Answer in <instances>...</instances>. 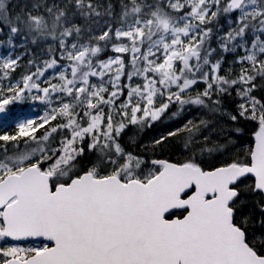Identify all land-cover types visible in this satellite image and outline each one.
I'll list each match as a JSON object with an SVG mask.
<instances>
[{"label": "snow or ice", "instance_id": "1", "mask_svg": "<svg viewBox=\"0 0 264 264\" xmlns=\"http://www.w3.org/2000/svg\"><path fill=\"white\" fill-rule=\"evenodd\" d=\"M9 3L0 0V264H264V97L254 94L264 90V0ZM42 42L27 64V48L13 53ZM237 53L238 75L222 74ZM233 92L235 115L222 99ZM28 102L42 111L12 115ZM193 109L205 114L139 153L122 143L130 126L142 133ZM216 116L255 122L243 156ZM175 137L183 159L145 158Z\"/></svg>", "mask_w": 264, "mask_h": 264}, {"label": "trees", "instance_id": "2", "mask_svg": "<svg viewBox=\"0 0 264 264\" xmlns=\"http://www.w3.org/2000/svg\"><path fill=\"white\" fill-rule=\"evenodd\" d=\"M102 3H106L107 0H101ZM23 3H25V0H10L9 3V8L10 9H15L16 12L20 11V5H22ZM30 3V0H29ZM113 3H115L117 5V11L119 10V6H118V0H113ZM221 24H225L224 20H221ZM6 35H7V29H5V34L4 35H0V41H3L6 39ZM51 42V41H49ZM16 43L20 44V37H16ZM45 44L42 42L38 45H31L28 44L25 47H18L15 48L13 50L14 55L15 54H20V53H25L26 52V48L28 49V51L26 52L25 55H23V58L21 60V64H27V61L29 60L30 56L32 55V53H38L37 51L43 47ZM213 47H216L215 43H213ZM3 51L6 53L7 51H9V49L4 48ZM110 54V53H109ZM229 55H225L224 56V60H226L225 64H223V72L222 74H226L228 72L229 69H231L232 75H238L239 71H240V67L241 65L239 64H234L232 63L231 66V61L228 59ZM23 68H18L17 69V73H15L14 75L18 76L21 72H23ZM259 83V82H258ZM255 95H257L258 97H264V90H260L257 91L256 93H254ZM223 99V104H224V108L227 109L228 112L232 113V114H237L236 112V105L239 102L238 99L235 96V92L232 93V96H225L222 98ZM34 107V108H33ZM175 107H173V109L170 110L169 115H171L172 111H175ZM42 111V105H40L38 102L33 103V102H28V103H24V104H16L11 106V112L12 115H18V114H23V115H27V114H32V115H36L37 113H40ZM200 113L202 115H204L205 113L200 111ZM166 119V118H165ZM214 119L217 122L223 121V120H227L229 122L232 123V125L234 126L233 128H240L242 131L239 135H236L234 133H231L234 136V142L235 145L237 144V142H247L249 143L248 147H250L253 144V133L256 129V124L255 122H250V121H246L242 118H239L237 122L233 123L232 121H230L228 119V117L224 116H216L214 117ZM186 120V115H183L182 117H180L179 119L176 120H172L170 122H157L156 124H154L151 128H147L143 131L142 133V137H141V142L139 141L136 144H132L128 139H127V131H125V133L123 134L122 137V143L128 147L130 150L134 149L136 152H141V146H143L144 143H147L148 141H150V135L153 134L154 132H157L158 134H156V137L154 139H157L161 134H166L168 131L173 130L174 128L180 127ZM131 127V126H130ZM129 127V128H130ZM149 137V138H148ZM153 138V137H152ZM153 139V140H154ZM180 137H175L172 138L171 141L169 142L168 146L166 148L163 149V151H161L160 149H156L155 153H153V151L151 150V148H149L144 154H145V158H160V159H169L171 161L177 162L181 159H183V155H182V150H181V146L180 143H178V141H180ZM144 142V143H143ZM222 142V141H221ZM148 145V144H146ZM245 148L241 149V151L239 152V154L241 156H243L242 152H245ZM180 156V158H179ZM223 159L222 157H213V158H209L206 157L205 158V163H210L213 160H215L216 163H219V161ZM252 177H247L243 182L244 183H251L252 182ZM253 199H260V197L257 195L255 197H253ZM245 212L248 211L247 208H245L244 210Z\"/></svg>", "mask_w": 264, "mask_h": 264}, {"label": "rangeland", "instance_id": "3", "mask_svg": "<svg viewBox=\"0 0 264 264\" xmlns=\"http://www.w3.org/2000/svg\"><path fill=\"white\" fill-rule=\"evenodd\" d=\"M224 31H227V25L226 24H224ZM50 43V42H49ZM45 47V45L43 46V47H41V48H44ZM40 48V49H41ZM40 49L37 51L38 53H40ZM229 55V60L231 61V66H232V63H233V61L236 59V56L237 55H239V53H237V54H228ZM41 56H42V58H47V56H46V54H43V53H41ZM225 62H226V60H224V63L223 64H225ZM203 89V85H200L199 86V90H202ZM34 108V107H33ZM197 111V112H196ZM192 113V114H191ZM191 113H188L187 115H186V120L187 119H189V118H191L192 116H197V118H199V116H202V114L200 113V111L199 110H197V109H193L192 111H191ZM18 115H23V114H18ZM28 116H32V114H27ZM189 116V117H188ZM185 120V121H186ZM197 122H198V120H197ZM219 125H227L228 127H227V129L225 130L226 131V135H230L231 136V138H232V140L234 141V136L231 134L232 132L230 131V129H233V125H232V123L231 122H229V121H227V120H223V121H220V122H218V125H217V133L219 132ZM132 130V131H131ZM127 139L134 145V144H136V143H138L139 142V140H141V137H142V133H138L137 134V132H136V129L134 128V127H130V128H128L127 130ZM217 133H213V140H215V139H217ZM156 134H158L157 132H154L153 134H151L150 135V137H151V140L150 141H148L147 143H144L143 145H146V144H148V145H150V143L153 141V139L156 137ZM140 136V137H139ZM153 137V138H152ZM248 145H249V143H247V142H244V141H241V142H237V144L235 145V147L232 149V151L234 152V153H238L239 154V152L241 151V149H244L245 148V150L248 148ZM243 154H244V152H242ZM240 155V154H239ZM179 158H180V156H179Z\"/></svg>", "mask_w": 264, "mask_h": 264}, {"label": "bare ground", "instance_id": "4", "mask_svg": "<svg viewBox=\"0 0 264 264\" xmlns=\"http://www.w3.org/2000/svg\"><path fill=\"white\" fill-rule=\"evenodd\" d=\"M197 112V111H196ZM192 114V113H191ZM189 117V116H188ZM132 131V130H131ZM138 134V133H137ZM140 137V136H139ZM149 138V137H148ZM150 139H151V137H150ZM140 141V140H139ZM141 142V141H140ZM144 143V142H143Z\"/></svg>", "mask_w": 264, "mask_h": 264}, {"label": "water", "instance_id": "5", "mask_svg": "<svg viewBox=\"0 0 264 264\" xmlns=\"http://www.w3.org/2000/svg\"><path fill=\"white\" fill-rule=\"evenodd\" d=\"M253 138H254V136H253ZM172 162H174V161H172Z\"/></svg>", "mask_w": 264, "mask_h": 264}]
</instances>
